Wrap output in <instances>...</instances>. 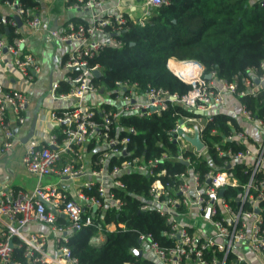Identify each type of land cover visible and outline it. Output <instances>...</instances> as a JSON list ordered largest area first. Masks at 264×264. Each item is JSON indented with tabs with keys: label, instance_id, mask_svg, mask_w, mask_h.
<instances>
[{
	"label": "built area",
	"instance_id": "1",
	"mask_svg": "<svg viewBox=\"0 0 264 264\" xmlns=\"http://www.w3.org/2000/svg\"><path fill=\"white\" fill-rule=\"evenodd\" d=\"M106 1L65 0L68 7L90 13V21L76 23L69 20L62 33L49 30L51 37L76 42L63 61L69 90L57 93L59 85L51 87L54 96H68L74 99V104L58 114L51 113L58 124V131L49 132L45 141L34 137L22 144L15 127L25 121L27 94L6 88L0 80V160L22 144L21 163L30 176L38 179L31 190L0 183V264H22L13 255L15 246H23L22 255L26 264H80L65 243L68 232L92 223L91 216L83 213L84 208L96 205L97 209L102 202L122 205L120 199L107 191L106 183L122 187L118 177L134 167L153 174V168L165 157L163 154L145 163H138L139 159L135 157L107 170L108 156L125 153L123 145L129 141L127 136L120 139L109 136L112 123L127 112L140 117L149 116L166 109L168 101H176L193 112V115H180L169 136L177 144L178 158L185 168L169 173L165 182L159 176L166 171L161 169L156 172L148 190L149 200L140 209H153L165 219L168 229L164 235L172 244L160 245L150 234H140V242L147 244L158 264H253L247 255L249 252L258 256V264H264V213L261 207L264 202V113L263 117H255L238 100L247 94L255 97L260 91L264 92V59L258 66L247 68L245 74L234 76L231 81L219 77L214 70L206 72L203 64L197 61L198 66L186 75V79L179 77L189 85L180 96L153 86L141 92L136 82L116 81L114 95L109 100L112 107L86 103L84 97L87 93L99 92V86L91 79L96 76V71L99 74L102 71L99 64L90 65L89 60L107 46L118 48L122 44L115 34L125 28L128 20L142 25L149 16L144 14L166 3V0H111L115 9L112 12L105 7ZM123 4L130 11L128 17L121 8ZM3 5L13 8L15 15L21 19V25L15 17L8 20L14 28V36L7 39L0 34V51L5 49L21 76L31 81L40 73L41 67L24 47L21 26L25 25L32 32L39 29L41 20L36 13L37 5L26 7L17 0L5 1ZM137 6L143 14L134 19L132 13ZM95 33H104L106 37L104 40H91ZM227 95L237 99L239 116L256 125L262 141L252 142L243 130L232 129L225 139L244 144V148L233 151L230 147L222 150L216 146L218 154L225 155L223 166H210L201 174L194 169L193 162L207 153L202 131L215 114L224 112ZM96 112L100 114V120L95 119ZM195 135L202 143L200 148L190 141ZM90 142H95L98 147L101 145L103 150L95 160H90L88 169L84 161L85 148ZM239 163L248 173L244 182L232 170L233 165ZM86 173L98 180L74 182ZM44 176H55L57 180L41 185L40 180ZM64 181L73 186L72 194L66 190ZM96 183L98 196H86L82 189H91ZM234 188L238 189L237 194L229 193L228 190ZM221 189L222 195L219 194ZM58 215L66 219V225L56 222ZM29 222L47 223L58 233L54 253L46 249V234H22L21 227ZM120 226L123 227L122 224ZM100 233L96 232L90 241L99 243ZM12 237H17L20 242L14 244ZM123 264L137 263L126 261Z\"/></svg>",
	"mask_w": 264,
	"mask_h": 264
},
{
	"label": "trees",
	"instance_id": "2",
	"mask_svg": "<svg viewBox=\"0 0 264 264\" xmlns=\"http://www.w3.org/2000/svg\"><path fill=\"white\" fill-rule=\"evenodd\" d=\"M5 1L13 0H0V5ZM17 1L26 7L38 5L37 0ZM125 15L128 17L127 13ZM11 17L3 16L0 12V34L7 39L14 36V28L8 24ZM72 21L82 22L78 19ZM115 37L122 42L118 48L107 46L89 60L90 65L99 64L102 68L101 73L91 79L102 92L109 91L110 97H113L115 82L129 81L136 82L141 92L153 86L180 96L189 85L172 73L169 66L171 60H197L203 64L206 72L214 70L227 81L245 74L249 67L258 66L264 59V0H166L165 4L152 9L144 24L128 20L125 28ZM69 87L67 81L61 82L57 90L66 92ZM238 100L255 117H263V91L255 97L247 94ZM101 106L112 107L109 102ZM180 115H193V112L176 101H168L166 109L149 116L140 117L127 112L112 123L109 136L117 139L127 136L129 141L123 145L125 153H111L108 156L105 164L107 170L135 157L139 159L138 163L160 158L163 154L165 157L153 168V174L134 167L118 177L122 187L106 183L107 191L120 199L122 205L102 202L95 210L92 207L84 208L83 213L91 216L92 223L68 232L65 243L80 264H123L126 261L158 264L151 258L135 254L136 250H142L139 235L150 234L160 245L172 244L164 235L168 229L165 219L153 209H140V206L149 200L148 190L156 172L161 169L166 171V174L159 176L165 182L169 179V173L185 168L178 158L177 144L169 139L170 130ZM95 119L100 120L98 112ZM232 129L241 128L236 119L226 112L215 114L205 124L202 139L207 153L205 157L194 159L195 170L202 174L210 166H223L225 155H219L216 146L222 150L230 147L233 151L244 148V144L225 139ZM85 149L93 161L103 147L90 142ZM244 168L241 163L234 164L232 168L241 182L248 177ZM96 187L97 183L91 189L82 190L86 196H98ZM228 191L237 194L238 189ZM68 196L72 198V195ZM261 207L264 213V202ZM56 222L61 226L67 224L62 215L57 216ZM109 226H113V229L110 230ZM98 231L105 235V239L99 243L91 242ZM11 240L14 244L20 242L17 237ZM22 252L23 246H15L13 255L26 264Z\"/></svg>",
	"mask_w": 264,
	"mask_h": 264
},
{
	"label": "crops",
	"instance_id": "3",
	"mask_svg": "<svg viewBox=\"0 0 264 264\" xmlns=\"http://www.w3.org/2000/svg\"><path fill=\"white\" fill-rule=\"evenodd\" d=\"M105 7L112 12L115 10L114 2L111 0L106 1ZM121 8L124 11V9L127 7L125 4H123L121 5ZM0 12L3 16H17L15 15L13 8L6 5H0ZM36 13L41 20L39 29L32 32L29 31L25 25H22L21 29L23 30V36L25 37L24 47L35 57L36 61L39 63L41 67L40 73L33 80H26L14 67L11 56L5 51H0L1 82L6 88L23 91L28 97L27 106L24 111L25 121L22 125L15 127L16 135L20 137L22 144H24L25 141L32 140L34 137H38V139L40 138V140L45 141L49 132L58 130V124L55 119L52 118L51 113L58 114L63 110L70 109L74 104V99L68 96H54L51 87L53 84H58L61 86V82L66 81V72L63 69V61L67 53L73 49L76 42L61 41L57 38L51 37L49 30H55L57 33H62L65 31V23L72 19H78L85 23L90 21V13L86 11H78L68 7L65 3V0H40L36 6ZM105 37L106 35L104 33H95L90 37V39L99 41L104 40ZM172 61L173 60L169 62V66L175 73L171 66ZM175 74L179 76L177 73ZM57 89V93H64V91H59ZM100 94H102L100 91L99 94L87 93L84 97V100L86 103L97 106L109 102L105 101V98ZM239 107L240 105L236 98H233L229 95L226 96V106L224 107L223 111L236 119L238 126L244 131V133H246L250 141L255 143L261 142L262 135L260 131L253 122L246 121L239 116ZM28 133L31 134L27 137ZM25 137H27V139L24 141ZM22 144L17 146L12 153L2 157L0 160V171H2V174L0 173V183L6 182L13 186L12 184L14 183V177H16V173H18L16 171L17 169L15 168L17 165L21 167L22 164L20 160ZM84 163L89 169L90 153H86ZM22 168L24 171L25 168ZM24 173H26L27 176H30L26 170ZM24 173L19 172L18 176H25ZM52 178L56 181L54 176H52ZM82 178H84V180H82ZM81 180L96 181L98 178L86 173L85 175L81 176ZM37 183H28V186L25 188L27 190H31L36 186ZM63 184L66 186V190L72 194L73 187L70 188L69 181H64ZM14 187L20 186L14 185ZM109 229L112 230L113 226H109ZM21 232L25 236L35 232L46 234V249L49 251V253H54L56 249L55 236L58 233L52 229L51 225L43 222H29L21 227ZM104 239L105 235L100 233V242ZM142 253L143 252H141V255L143 256ZM247 255L253 264H258L257 255L250 252L247 253Z\"/></svg>",
	"mask_w": 264,
	"mask_h": 264
},
{
	"label": "rangeland",
	"instance_id": "4",
	"mask_svg": "<svg viewBox=\"0 0 264 264\" xmlns=\"http://www.w3.org/2000/svg\"><path fill=\"white\" fill-rule=\"evenodd\" d=\"M132 2H135L136 0H130ZM124 12L125 13H130V11H128L127 8L124 9ZM150 11L147 12L146 14L144 15H149ZM133 17L134 19L137 18V17H140L143 13H142V9L140 8V6H137L136 9L133 11ZM97 94H99V92H97ZM101 96H103L105 98V101H109L110 100V95H109V91H104L102 94H100ZM263 159H264V156H263ZM264 162V161H263ZM9 167V166H8ZM13 167V166H12ZM23 165L21 164V167L19 165H17V167L15 169H17L16 171L19 173V172H23L24 171L22 170L23 168ZM0 173L2 174V171H0ZM18 173H16V177H14V183L12 184L13 186L14 185H17V186H20L22 188H25L28 186V183H37L38 182V179L35 177V176H27L26 173H24L25 176H18ZM0 174V175H1ZM54 178H56L54 176ZM57 180V178H56ZM82 180H84V178H82ZM81 180V177L79 179H76L74 182L75 183H81L83 182ZM55 181V179L52 178V176H44L41 180H40V184L41 185H45L47 183H50V182H53ZM73 186L70 185V188H72ZM26 189V188H25ZM141 248H142V254H143V257L144 258H151V259H154V257L152 256V253L150 252L147 244L145 242H142L141 243Z\"/></svg>",
	"mask_w": 264,
	"mask_h": 264
},
{
	"label": "bare ground",
	"instance_id": "5",
	"mask_svg": "<svg viewBox=\"0 0 264 264\" xmlns=\"http://www.w3.org/2000/svg\"><path fill=\"white\" fill-rule=\"evenodd\" d=\"M171 66L175 73H177L182 79H186V75L191 74V71L198 66V63L197 60L193 61V59L173 60Z\"/></svg>",
	"mask_w": 264,
	"mask_h": 264
},
{
	"label": "water",
	"instance_id": "6",
	"mask_svg": "<svg viewBox=\"0 0 264 264\" xmlns=\"http://www.w3.org/2000/svg\"><path fill=\"white\" fill-rule=\"evenodd\" d=\"M15 19L16 21L18 22V25H21V19L18 17V16H15ZM3 51H5V49H3ZM166 66H167V63H166ZM168 67V66H167ZM169 69V68H168ZM170 70V69H169ZM173 73V71H172ZM99 73L96 71V75H98ZM175 74V73H174ZM100 92H102V89L99 90ZM172 99H175L174 97H172ZM152 109H155V108H152ZM196 113L198 114H201L202 112L201 111H196ZM32 133V132H31ZM31 133H28L27 137L31 134ZM27 137L24 138V141L27 139ZM190 141L197 147V148H200L202 146V143L201 141L199 140L198 136L195 135L193 138L190 139ZM227 168H229V165L227 166ZM219 194L222 195L223 194V189H221L219 191ZM96 209V205H93V210ZM258 209H256L257 211ZM135 254L138 256V257H141V250H136L135 251Z\"/></svg>",
	"mask_w": 264,
	"mask_h": 264
}]
</instances>
